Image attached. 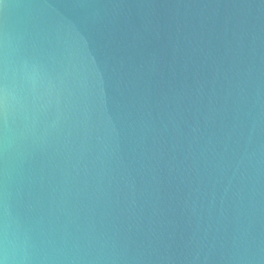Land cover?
Instances as JSON below:
<instances>
[{
  "label": "water",
  "instance_id": "1",
  "mask_svg": "<svg viewBox=\"0 0 264 264\" xmlns=\"http://www.w3.org/2000/svg\"><path fill=\"white\" fill-rule=\"evenodd\" d=\"M0 264H264V0H0Z\"/></svg>",
  "mask_w": 264,
  "mask_h": 264
}]
</instances>
